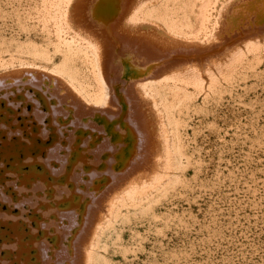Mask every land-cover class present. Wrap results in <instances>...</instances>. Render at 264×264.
Masks as SVG:
<instances>
[{
    "label": "bare ground",
    "instance_id": "bare-ground-1",
    "mask_svg": "<svg viewBox=\"0 0 264 264\" xmlns=\"http://www.w3.org/2000/svg\"><path fill=\"white\" fill-rule=\"evenodd\" d=\"M119 2L138 45L110 38L106 0L87 18L86 0H0V80L31 77L79 114L117 101L107 51L140 47L126 92L143 166L85 218L77 264H264V0ZM219 42L202 62L165 52Z\"/></svg>",
    "mask_w": 264,
    "mask_h": 264
},
{
    "label": "rangeland",
    "instance_id": "rangeland-1",
    "mask_svg": "<svg viewBox=\"0 0 264 264\" xmlns=\"http://www.w3.org/2000/svg\"><path fill=\"white\" fill-rule=\"evenodd\" d=\"M91 1L95 0H86V18L92 13V9L87 12ZM119 1L106 0L108 7L105 3L100 23L112 20L110 38L138 45L135 34L116 29L123 6ZM89 30L95 31L92 27ZM221 44L205 50L165 52L167 58L196 63L219 50ZM118 45L107 51L109 74L115 78L109 88L110 98L117 101L110 100L104 113L92 110L79 114L69 100L67 103L51 95L45 85L39 87L31 77L6 76L0 80V264H77L76 245L80 234L86 232V227L81 231L85 218L96 215L101 197L121 182L117 180L141 171L144 152L131 122L134 115L142 117V107L126 92L132 83V69H128L132 51L138 52L140 47Z\"/></svg>",
    "mask_w": 264,
    "mask_h": 264
}]
</instances>
